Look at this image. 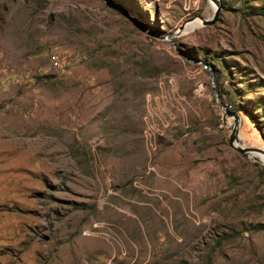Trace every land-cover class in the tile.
<instances>
[{
    "label": "rangeland",
    "instance_id": "1",
    "mask_svg": "<svg viewBox=\"0 0 264 264\" xmlns=\"http://www.w3.org/2000/svg\"><path fill=\"white\" fill-rule=\"evenodd\" d=\"M219 2L0 0V264H264V0Z\"/></svg>",
    "mask_w": 264,
    "mask_h": 264
},
{
    "label": "water",
    "instance_id": "2",
    "mask_svg": "<svg viewBox=\"0 0 264 264\" xmlns=\"http://www.w3.org/2000/svg\"><path fill=\"white\" fill-rule=\"evenodd\" d=\"M214 1V3H215V7L213 8V11H212V13L207 17V18H203V17H200L199 15H196V18H198L199 19V25L197 26V27H199V26H204V25H208V24H210V23H212L214 20H215V18H216V14H218V12H219V8H220V2H219V0H213ZM176 31L177 32H181L180 30H179V28H176ZM164 38L166 39V36H164ZM228 114H230V115H233V117H234V126L232 127V134L229 136V140H231L232 139V137H233V134H234V132H235V125L237 124V118H238V113L237 112H235V111H231V112H228ZM242 152H245V151H248L249 153H251V152H255V153H258L256 150H254L253 148H249V150H244V149H242V148H239ZM262 155V154H261ZM259 160V159H258Z\"/></svg>",
    "mask_w": 264,
    "mask_h": 264
},
{
    "label": "bare ground",
    "instance_id": "3",
    "mask_svg": "<svg viewBox=\"0 0 264 264\" xmlns=\"http://www.w3.org/2000/svg\"><path fill=\"white\" fill-rule=\"evenodd\" d=\"M214 2L213 0H210V5L213 6ZM214 7H215V4H214ZM206 18V17H205ZM199 22V19L196 18V17H192L190 18L189 20H187L186 22L182 23L179 27V30L182 31V30H185L186 28L187 29H193L195 28L196 26H198V22ZM186 29V30H187ZM183 32V31H182ZM251 155H255V154H259L260 157H264L263 155H261L260 153H255L254 151L250 153ZM255 158H257L256 156H254ZM258 159V158H257Z\"/></svg>",
    "mask_w": 264,
    "mask_h": 264
}]
</instances>
